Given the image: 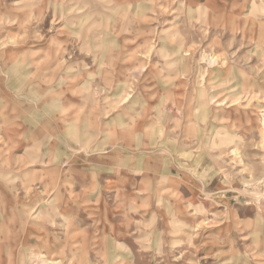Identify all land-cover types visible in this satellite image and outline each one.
Listing matches in <instances>:
<instances>
[{"label": "rangeland", "instance_id": "374dc122", "mask_svg": "<svg viewBox=\"0 0 264 264\" xmlns=\"http://www.w3.org/2000/svg\"><path fill=\"white\" fill-rule=\"evenodd\" d=\"M262 109L264 0H0V264H264Z\"/></svg>", "mask_w": 264, "mask_h": 264}, {"label": "crops", "instance_id": "0c3cea01", "mask_svg": "<svg viewBox=\"0 0 264 264\" xmlns=\"http://www.w3.org/2000/svg\"><path fill=\"white\" fill-rule=\"evenodd\" d=\"M18 131V129H12V132H11V130H9V132H10V135H9V137H11V138H14V137H17L18 135H14V133L15 132H17ZM137 137H138V135H136ZM135 136V137H136ZM22 141V143H24V140H21ZM136 141H138V140H136ZM12 143H13V141H11ZM15 143V142H14ZM15 145V144H14ZM136 146L134 145V147L132 146V148H135ZM30 148V147H29ZM28 147H24V152H23V157H25V159L24 160H22V162H21V164H24V165H33V163H32V161L34 160V159H36V157H34V153H32V151H31V149H29ZM27 150H29V151H27ZM27 151V152H26ZM127 154H128V152H127ZM41 157H39V159H40ZM17 160L18 159H16L15 160V165H17ZM41 160H42V162H41ZM41 160H39V164L40 165H42V167H44V168H47L49 165H48V163L46 162V161H43V159H41ZM134 161H132L131 163H133ZM45 163H46V165H45ZM116 178V177H115ZM120 178H122V177H119V178H116L114 181V183H112L111 184V186L113 187V186H117V181L120 179ZM48 183H50V184H52L53 183V180H49L47 183H46V186H48ZM127 185V184H126ZM130 186V185H129ZM118 188V187H117ZM122 189H124L125 190V185H124V187H122ZM115 190V189H114ZM120 193V192H119ZM56 198V197H55ZM52 199H53V197H52ZM154 199H156V198H154Z\"/></svg>", "mask_w": 264, "mask_h": 264}, {"label": "bare ground", "instance_id": "6f19581e", "mask_svg": "<svg viewBox=\"0 0 264 264\" xmlns=\"http://www.w3.org/2000/svg\"><path fill=\"white\" fill-rule=\"evenodd\" d=\"M261 111H263L264 112V109H262ZM45 165H46V163H45ZM47 166V165H46Z\"/></svg>", "mask_w": 264, "mask_h": 264}]
</instances>
